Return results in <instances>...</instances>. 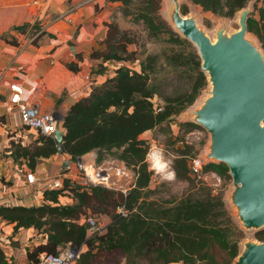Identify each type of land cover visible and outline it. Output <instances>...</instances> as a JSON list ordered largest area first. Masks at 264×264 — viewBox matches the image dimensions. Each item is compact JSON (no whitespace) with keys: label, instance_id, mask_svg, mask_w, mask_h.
Here are the masks:
<instances>
[{"label":"trees","instance_id":"trees-1","mask_svg":"<svg viewBox=\"0 0 264 264\" xmlns=\"http://www.w3.org/2000/svg\"><path fill=\"white\" fill-rule=\"evenodd\" d=\"M112 1H119L124 15L144 25L147 38L160 40L161 48L154 52L144 48L145 56L139 58L138 48H129L130 43L139 44V33L123 27L114 13L105 22L107 32L100 42L102 46L91 51V58L101 59L95 70L105 72V62L111 60L139 59L140 68L117 66L113 75L92 85L87 95L71 104L62 121V150L54 136L41 132L27 143L12 139L8 150L16 162L22 164L21 158H25L32 169L42 158L59 152L77 158L94 151L97 163L112 155L133 169V184L123 192L65 177L63 187L44 190L39 204H1L0 218L13 224L14 234L29 227L45 231L46 240L27 249V262L31 264H37L42 253H56L67 245L79 249L78 264H103L101 257L114 252L122 253L115 264H234L241 252L242 235L223 192H214L206 181L199 184L193 178L192 161L198 154L195 143L187 141L177 148L172 164L176 178L189 181L191 189L179 198H165L159 185L151 186L154 170L147 160L150 142L141 137L148 130L176 120L208 86L198 48L163 16L162 0ZM191 1L205 11L232 17L248 8L250 0ZM260 1L261 5H255L259 17L249 10L247 23L248 31L258 37L264 49V0ZM181 11L186 14L188 4H182ZM28 25L16 28L25 30ZM9 41L18 42L14 38ZM165 65L185 80L184 86L171 92L161 90L158 67ZM68 66L73 71L80 69L77 61ZM180 125L184 133L201 127L192 119L180 120ZM201 170L232 177L223 161L210 159ZM66 194L72 201L61 200ZM94 203L114 206L109 223L97 233L88 226L87 214L91 208L95 211ZM256 237L264 241V227L256 231ZM0 264L18 262L9 259L0 246Z\"/></svg>","mask_w":264,"mask_h":264},{"label":"crops","instance_id":"crops-1","mask_svg":"<svg viewBox=\"0 0 264 264\" xmlns=\"http://www.w3.org/2000/svg\"><path fill=\"white\" fill-rule=\"evenodd\" d=\"M116 2L119 4L112 0H0V183L10 180L12 187L5 194L10 204L32 205L43 201L39 183L26 182L20 163L8 150L12 139L27 141V132L21 129L19 108L10 102V81L18 80L24 85V103L38 104L45 111L65 115L74 101L89 93L92 85L115 73L109 67L105 72H93L101 60L91 58L90 54L105 37V22L113 15ZM25 23L30 24L25 30L16 28ZM12 38L18 42L9 41ZM72 61L78 62V71L69 68ZM79 157L96 162L94 151ZM71 160V156L59 152L42 158L34 170L42 179L71 165ZM70 169L72 177L77 175V170L72 166ZM32 186L37 190L35 194ZM61 200L72 201V197L62 196ZM1 225L13 229L12 223L0 218ZM23 229L37 228H22L15 239ZM13 254L23 258L17 249ZM21 259L18 264H26Z\"/></svg>","mask_w":264,"mask_h":264},{"label":"water","instance_id":"water-1","mask_svg":"<svg viewBox=\"0 0 264 264\" xmlns=\"http://www.w3.org/2000/svg\"><path fill=\"white\" fill-rule=\"evenodd\" d=\"M173 1L172 22L198 48L212 84L194 113L211 135L208 158L228 165L235 185L231 199L243 225L264 227V51L247 36L249 8L241 10L235 31L220 29L213 40ZM64 135L60 126L54 132L59 150ZM235 264H264V241H245Z\"/></svg>","mask_w":264,"mask_h":264},{"label":"rangeland","instance_id":"rangeland-1","mask_svg":"<svg viewBox=\"0 0 264 264\" xmlns=\"http://www.w3.org/2000/svg\"><path fill=\"white\" fill-rule=\"evenodd\" d=\"M179 2L181 5L184 3L188 4V12L186 14L194 16L199 26L202 27L206 31V33L211 36L213 40L217 39L218 30L224 29L226 33L230 34L239 27V18H240L241 10L238 11V13H236L232 17H226L215 14L212 11H205L202 9L200 5L193 3L191 0H179ZM116 3L118 4V2ZM117 4L113 8V15L116 14V19H118V21L123 27H129V28L132 27L136 29V31L139 33L138 35H140L139 44L137 45L136 43H130L129 48L130 49L138 48L139 58H144L145 56V50H143L144 48L147 49V52L158 51L161 48L160 40L155 38L154 39L147 38L148 37L147 31L144 28V25L142 23H135L130 15H124L121 10V3L119 2V4L118 5ZM256 4L261 5V1L250 0L247 7L252 12L253 14L252 16L258 18L259 12L257 10V7H255ZM174 6H175V2L173 0H162V5L160 9L163 16L167 18L172 24H173L172 11L174 9ZM113 15H111L109 18L111 19ZM247 36L262 48L260 41L255 34L248 31ZM100 46H102L101 43H99V46L97 47ZM262 50L264 51L263 48ZM107 62H108L107 64L108 67L112 70H114L117 66L122 64H127L137 69L140 68L139 59L135 60L134 62L129 60H122V61L111 60ZM96 68H99V64H97ZM158 68L160 70L159 73L157 74V82L160 84L159 86L161 90L171 92L176 87L181 88L182 86H184L185 80L184 79L180 80L177 74H173V72L171 73L170 66L165 65L164 67L161 66L160 68L159 66ZM92 71L99 73L97 70H92ZM211 88H212V84L209 80L208 86L203 91L201 96L197 99V101L192 106H190L188 110H186L184 113L176 117V120H174L171 123H165L163 127H157L155 129L148 130L141 135V137L148 139V141L150 142V148L147 154V160L150 164V167L154 170L151 186L156 187L157 185H159L161 188L160 194L165 198L168 197L179 198L182 195H184V193L189 192V190L191 189L189 181L176 178L175 170L172 164H173V159L177 152V148L183 146L187 141L193 142L195 143L196 150H198L197 157L201 158L202 160V165L208 160H210V158H208V153L210 151V143H211L210 132L204 126L201 125V127H196L194 130L188 133H184L183 129H181L180 120H187V119L194 120L195 110L199 108L203 104L204 100L210 95ZM21 129L26 130L27 141L33 140L35 138L34 136L37 137L39 134V132H37L36 130L31 129L24 125H22ZM95 154L97 153L95 152ZM154 154L159 156L162 162L166 163L167 166L165 169L156 168V165L154 164V157H153ZM112 157L114 156L111 155L100 163L95 162V164L96 165L103 164L104 166L109 165L110 162L108 160L110 159H115L122 164L125 163L124 161L118 158H112ZM71 161H72L71 164L72 169L73 170L75 169V171L77 170L76 172H78V169L75 164L77 159L72 158ZM69 169L63 172L65 173V175L63 174L64 176L73 178L75 180H78L79 182L83 180L84 175L81 174V172H78L77 175H73L72 177V175L70 174L71 169L70 170ZM192 176L195 179V181L198 182L199 184H202L203 181H206L209 185L213 187L214 192H218V191L223 192L227 204L233 213L234 219L236 220L239 226V229L237 231L242 235L241 250L244 247L245 241L260 240L256 237V231L263 227L247 228L246 226L243 225L242 221L238 216L237 207L235 206V204L231 199V194L235 188L232 177L225 178L220 176L214 171L203 172L202 170H199L198 172L195 171V173L193 172ZM130 181L131 179L127 181L125 178H122L120 180V183L129 186ZM36 191L37 190L35 188L32 189V192H34V194L36 193ZM65 196H70V194H66ZM94 204L97 206L95 211L94 209L91 208L89 209V213L87 215L90 217L99 216V218H101L105 222V224H108L110 221L109 214L112 210H114V206L109 203L105 204V206L98 205L96 203ZM14 237L15 234L13 232V229L11 230L10 227L3 228V225L0 226V246L5 250L6 254L10 256V259H13L18 263H21L20 261L21 258L16 257L13 254V251L17 249L18 252H20L21 255H23V258L21 260H24L26 264H31L27 262L26 261L27 259L25 258L27 249L29 247L32 248L36 246V244H38L39 242H42V240L46 238V233L43 229H27V231L23 229L22 232L20 233L19 238L15 239ZM101 258L103 260L102 262L103 264H115L117 261H120L122 259V253L114 252L112 254H106ZM177 263L182 264L180 262Z\"/></svg>","mask_w":264,"mask_h":264},{"label":"built area","instance_id":"built-area-1","mask_svg":"<svg viewBox=\"0 0 264 264\" xmlns=\"http://www.w3.org/2000/svg\"><path fill=\"white\" fill-rule=\"evenodd\" d=\"M10 102L19 108L20 117L24 126L36 130L47 135L54 136L55 130L60 126L62 129V121L64 115L58 111H45L38 104L28 105L23 102L25 93L24 85L18 80L10 81ZM76 167L78 172L83 174V180L81 182L85 184H101L107 187H111L117 190L126 192L128 188L133 184L135 179V173L132 168L125 163H119L115 159L108 160L109 165H103L95 163H89L84 161L81 157L75 158ZM72 165H66L58 174L47 175L40 179L36 171L28 166L26 161L20 164V168L25 172V180L28 184L35 185L39 183L38 191L43 192L47 188H61L64 185V178L66 176L63 173L68 170ZM192 167L195 171H199L202 168L201 158H194L192 161ZM64 174V175H63ZM125 178L129 182V186L120 183V180ZM12 187L10 180L6 179L0 183V205L10 204V199L5 197V194ZM32 188H35L32 186ZM123 210V207H119V211ZM88 224L92 233L100 232L105 227V222L99 217H89ZM80 251L72 245L63 247L56 253L44 252L41 254L37 264H78Z\"/></svg>","mask_w":264,"mask_h":264},{"label":"bare ground","instance_id":"bare-ground-1","mask_svg":"<svg viewBox=\"0 0 264 264\" xmlns=\"http://www.w3.org/2000/svg\"><path fill=\"white\" fill-rule=\"evenodd\" d=\"M154 164L156 165V168L158 169H165L166 168V163L161 161V158L157 155L154 154Z\"/></svg>","mask_w":264,"mask_h":264}]
</instances>
